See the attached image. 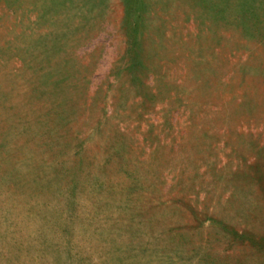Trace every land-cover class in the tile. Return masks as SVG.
Masks as SVG:
<instances>
[{
	"label": "rangeland",
	"instance_id": "rangeland-1",
	"mask_svg": "<svg viewBox=\"0 0 264 264\" xmlns=\"http://www.w3.org/2000/svg\"><path fill=\"white\" fill-rule=\"evenodd\" d=\"M0 264H264V0H0Z\"/></svg>",
	"mask_w": 264,
	"mask_h": 264
}]
</instances>
